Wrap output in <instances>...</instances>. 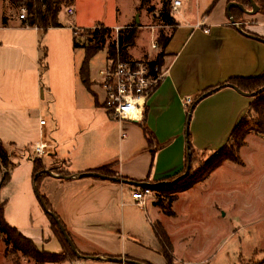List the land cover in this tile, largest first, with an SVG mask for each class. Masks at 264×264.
Instances as JSON below:
<instances>
[{"label": "crops", "instance_id": "obj_1", "mask_svg": "<svg viewBox=\"0 0 264 264\" xmlns=\"http://www.w3.org/2000/svg\"><path fill=\"white\" fill-rule=\"evenodd\" d=\"M195 1V15L182 11L177 17L183 4L173 11L178 26L166 48V67L162 71L161 82L147 101L144 121L118 122L111 119L103 107L106 92L101 87L98 90L101 102L94 98L100 106L95 102L81 104L77 100L71 101L67 119L73 130L78 129V134L74 136L75 143H67V153H56L53 148V152L43 156L46 157L43 162L52 175L46 174L38 187L35 186L46 208L41 199L35 195L32 198L29 191H25V202L19 203L20 209L16 210L17 205L14 207L9 199L5 200L8 223L32 239L41 251L65 254L52 230L50 212L64 224L81 255L100 257L99 260L77 258L63 264H130L125 261L168 264L155 234L156 224L163 226L173 244L174 264L180 263V258L175 255L178 242L171 229V225L182 223L177 203L186 196L190 204L196 203V190L207 192L220 170L225 166L237 165L225 162L205 182L180 193L172 206L174 217L166 215L157 206L158 198L154 191L142 205L132 198L135 191L145 188L142 184L167 183L168 179L178 177L184 171L189 139L194 145L193 149L205 155L207 150L228 143L233 129L248 113L253 100L231 87L221 88L195 107L194 116L193 112L191 115L195 126L190 136L187 129L189 114L184 104L187 97L194 101L206 91L233 78L264 76V42L261 41L264 40V13L247 15L232 8L239 19L233 24L227 8L229 3L238 0H219L212 9L210 7L214 0H207L203 6L201 0ZM242 5L252 10L251 5ZM22 21L19 17L16 29L38 34V28L24 26ZM129 25L120 26L124 28ZM0 28L14 29L10 27V20L7 27ZM4 46L5 43H0V48ZM14 47L20 50L22 44H15ZM18 79L19 76L15 78ZM90 81L91 84L95 83L91 77ZM4 82L0 74V88ZM16 85L18 94H22L20 84ZM102 108L106 109L107 115ZM45 126H41L42 139L45 138ZM147 135L152 140L151 145ZM259 138L254 134L248 135L241 152L248 147L250 140ZM29 160L32 164L30 181L33 183V161L31 158ZM58 162L62 164V169L58 168ZM108 165H112L114 178L79 177ZM52 168L58 170L53 172ZM63 169L68 173L66 176L58 172ZM1 172L3 176L5 170L2 166ZM13 177L14 171L8 186L12 184ZM215 207L219 212L223 208L221 203ZM33 211L40 219L44 218L42 214L47 216V220L38 227L35 226ZM108 258L119 261L111 262Z\"/></svg>", "mask_w": 264, "mask_h": 264}, {"label": "rangeland", "instance_id": "obj_2", "mask_svg": "<svg viewBox=\"0 0 264 264\" xmlns=\"http://www.w3.org/2000/svg\"><path fill=\"white\" fill-rule=\"evenodd\" d=\"M69 1L74 13L68 14L70 6L65 2L60 14L63 27L52 28L47 32L40 30L37 34L30 30L16 29L22 9L14 5L12 0H0V27H3L2 18L8 17L10 27L14 28H0V43H5L4 48H0V74L5 79L0 88V140L15 165L12 168V184L0 191V203L9 199L14 207L17 205L16 210L20 209L19 203L25 202V191H29L32 198L34 195L37 197L38 189L30 181L32 164L29 159L46 160V157H36L34 151L35 146L43 142L41 120L46 122L45 141L48 146L52 145L46 153L53 152V148L56 153H67V143H75L74 136L78 134V129L73 130L67 119L71 101L94 104L95 97L99 102L102 100L98 90L104 89L100 71L106 69L107 50L100 51L91 61L90 77L95 82L91 86V93L85 89L79 77L85 50L74 48L73 29L83 44L87 40L82 38L85 30H94L98 25H104L110 29L108 45L123 27L120 25L138 21L136 24L140 25V29L136 44L128 50L134 61H142L144 57L154 59L160 52L157 43L159 32L163 31L167 35L171 32L169 28L160 26L158 17L162 0H149L147 7H153V14L146 8H139L143 0ZM206 1L201 0V5ZM181 3L183 7L179 9L177 17L182 11L195 15V0H181ZM15 44H22V48L17 50ZM153 45L157 48L153 49ZM44 50L47 51L45 60ZM165 67L166 64L163 69ZM17 76L19 79L15 80ZM17 83L23 91L20 95ZM102 109L106 114V109ZM193 116L187 125L190 136L195 126ZM255 119V113L248 115L251 125ZM250 134L260 138L250 140L248 147L240 153L245 166H225L216 174L207 192L196 190V203L194 201L190 204L188 196L177 203L182 223L171 225V229L178 242L175 247V255L181 260L178 264H264V136L256 134L252 129L248 130ZM226 145L227 142L218 145L216 149L207 150L204 159ZM191 146H194L192 142ZM58 168L62 169V164L59 163ZM220 203L223 206L221 212L215 207L216 204L220 206ZM225 213L226 216H223ZM32 216L36 227L47 220V216L42 214L44 218L40 219L34 211ZM10 220L13 221L11 217ZM9 249L3 237H0V264H35L21 254L7 255Z\"/></svg>", "mask_w": 264, "mask_h": 264}, {"label": "trees", "instance_id": "obj_3", "mask_svg": "<svg viewBox=\"0 0 264 264\" xmlns=\"http://www.w3.org/2000/svg\"><path fill=\"white\" fill-rule=\"evenodd\" d=\"M175 0H163L162 7L159 13L160 26L164 28H169L171 30L170 34H164L163 31L159 32L157 43L160 47V52L152 60L144 59L140 62H145L148 64L150 69V74L154 76H162L164 59L166 57V48L169 45L171 38L175 32V28L178 26L173 14V4ZM219 0H214L211 9L217 4ZM259 7V12L264 13V0H254ZM13 4L18 8L26 9V18L22 21V24L31 28H38L44 32H47L52 28H62L63 25L60 22V14L63 4L66 2L70 6L69 0H12ZM239 3L249 5V0H238ZM149 0H143L140 9L146 8L149 12H153V7H147ZM210 9V10H211ZM235 9H231V17L235 22H239L238 17L234 14ZM3 27H7L9 23L8 17H3L2 20ZM140 25L133 23L132 25L121 28L116 38L112 43L107 45V37L110 33V29L104 27V25H98L94 30H85V37L83 44L80 43L77 38L76 32H74L73 45L74 48H83L85 50V57L82 65L79 69V77L82 84L86 89L92 93L91 81H90V64L92 59L102 50H107V61H117L122 62H133L132 58L129 56L128 50L133 48L136 44L138 38V30ZM47 51L44 50L43 60L46 59ZM137 62V61H136ZM161 70V71H160ZM162 79V78H161ZM161 79L158 85L161 82ZM157 85V87H158ZM227 86H236L243 93L253 94L258 92L260 89L264 88V76L255 78H233L227 83L220 85V88H226ZM156 87V88H157ZM212 90V89H211ZM210 91V90H208ZM206 91V92H208ZM205 92V93H206ZM94 96V95H93ZM96 98V97H95ZM96 105L100 106L96 100ZM197 106L196 100L187 107V112L190 114L194 111ZM106 108V101L103 105ZM256 114V119L253 125L248 121V115L250 113ZM253 130L256 134L264 136V92L253 97V100L249 106L248 113L238 122L236 127L233 129L229 142L225 147L214 153L208 159H204L205 154L198 153L195 151L190 143L189 139V152L187 153L186 164L184 171L178 175L182 177L186 171L188 162L190 161L189 175L182 177L178 182L173 183L178 177L168 179L167 183L158 187H146L150 188L157 195V206L168 216L174 217L172 206L173 203L177 201L178 195L182 192L192 189L199 183L205 182L218 168H220L225 162H232L237 165L243 166L244 162L241 159L240 153L243 146L246 144V137L248 135V130ZM148 143L151 145L152 140L147 135ZM0 165L5 170L0 182V191L7 187L11 182V171L15 166L11 160V155L8 153L7 149L4 147L3 142L0 140ZM112 165L105 166L101 169L94 171L95 173H100L102 175L108 176L109 178H114L115 174L111 170ZM47 168L44 166L41 159H36L33 161V183L38 187V183L42 177L46 174L44 171ZM58 168H52L53 172H56ZM59 174L66 176L68 173L64 171H58ZM6 202L0 203V237H3L6 247L10 248L7 250L6 254L11 256H16L21 254L24 258H28L34 261L35 264H63L67 261H74L78 257L71 250L68 242L66 241L64 235L60 231L57 222L49 215L51 220L52 230L57 237V239L62 244L65 249V254L58 255L49 253L46 251H41L33 242L32 239L24 236L16 227L11 226L6 219ZM59 219V218H58ZM62 223V222H61ZM63 227L66 229L64 224ZM155 234L162 246V254L166 258L168 264H174L173 262V244L161 224H156L154 226ZM67 231V229H66ZM81 254V253H80ZM14 264H19L18 262Z\"/></svg>", "mask_w": 264, "mask_h": 264}, {"label": "built area", "instance_id": "obj_4", "mask_svg": "<svg viewBox=\"0 0 264 264\" xmlns=\"http://www.w3.org/2000/svg\"><path fill=\"white\" fill-rule=\"evenodd\" d=\"M181 4V0H175L173 11H176ZM22 12L20 19L24 20L26 9L22 8ZM67 12L72 15L74 10L69 8ZM156 48L157 46L153 45V49ZM100 75L103 78L102 82L106 92L108 116L118 122H143L147 101L156 89L161 76L151 75L149 66L145 62H122L120 60L108 61L106 69L100 71ZM192 102L191 97L184 100L186 107H189ZM40 124L45 126L46 122L41 120ZM48 147L51 148L52 145L48 146L44 138L43 142L34 148L36 157L42 158ZM152 194V190L145 187L135 191L132 198L142 205Z\"/></svg>", "mask_w": 264, "mask_h": 264}, {"label": "water", "instance_id": "obj_5", "mask_svg": "<svg viewBox=\"0 0 264 264\" xmlns=\"http://www.w3.org/2000/svg\"><path fill=\"white\" fill-rule=\"evenodd\" d=\"M250 2V5L252 7V10H247L245 9L244 5H242L241 3H238V2H231L229 3L228 5V8L227 10L229 11V16L231 18V21L233 24H236V22L232 19L231 17V14H230V10L232 8H237L239 10H241L243 13L247 14V15H255L259 12V7L257 6V4L255 3L254 0H249ZM138 23V21H137ZM262 42H264V40H261ZM227 87H231L233 88L235 91H237L238 93H240L241 95H244V96H247V97H251L253 98L254 96L258 95V94H261L264 92V88L260 89L258 92L256 93H253V94H247V93H243L239 88H237L236 86H227ZM221 88L220 87H217V88H214L206 93H203L201 96H199L197 99H196V104H198L199 102H201L202 100H204L205 98L211 96L212 94L216 93L217 91H219ZM191 115H192V112L189 114V117H188V124L190 123L191 121ZM189 170H190V161L188 162V166H187V171L186 173L182 176V177H186L189 175ZM45 174H48V175H52V172L49 171V170H45L44 171ZM79 177L81 178H84V177H95V178H101V179H106L108 178L107 176H104L100 173H95V172H90V173H83L81 175H79ZM182 177H178L176 180L173 181V183H176L178 182ZM166 183L165 182H161V183H157L155 185H148V184H142V186L144 187H148V186H152V187H158V186H162V185H165ZM37 189V188H36ZM37 192V197L39 199H41V203L43 205L44 208H46V204L44 203V201L42 200L38 190L36 191ZM48 214L50 216L53 217V219L57 222L59 228H60V231L62 232V234L64 235L66 241L68 242L71 250L73 251V253H75V255L79 258V259H87V260H99L100 257H92V256H83L81 255L78 251H77V248L73 242V240L71 239V237L69 236V234L67 233L66 229L63 227L61 221L58 219V217L55 215V214H52L50 212H48ZM109 261L111 262H117L119 261L118 259L116 258H108ZM127 263H130V264H143V263H139V262H134V261H125Z\"/></svg>", "mask_w": 264, "mask_h": 264}]
</instances>
